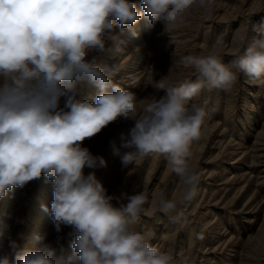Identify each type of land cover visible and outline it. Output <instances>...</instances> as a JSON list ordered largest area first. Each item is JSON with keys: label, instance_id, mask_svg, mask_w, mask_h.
I'll return each instance as SVG.
<instances>
[{"label": "clouds", "instance_id": "9594fccd", "mask_svg": "<svg viewBox=\"0 0 264 264\" xmlns=\"http://www.w3.org/2000/svg\"><path fill=\"white\" fill-rule=\"evenodd\" d=\"M214 6L215 0H141L138 10L132 0H0V199L46 177L53 200L42 210L58 232L62 224L74 230L70 256L56 257L47 244L21 252L13 240L0 264H173L169 252L134 230L147 189L115 206L95 172L84 174L85 168L105 167L106 160L82 145L118 118L132 119L119 147L110 142L113 154L124 168L151 154L163 156L183 187L178 198L162 197L158 210L170 223L187 226L182 209L196 198L200 182L190 146L200 140L208 115L193 98L204 89L230 90L240 73L264 79V17L251 25V44L228 64L217 50L222 37L206 55L183 56L180 63L196 79L168 86L161 78L154 87L163 95L148 99L142 114L136 95L113 83L115 68L99 64L98 54L109 45L119 50L117 27L122 33L146 17L149 27L162 22L168 32L193 9L208 14ZM83 81L101 90L94 100L81 98L77 84Z\"/></svg>", "mask_w": 264, "mask_h": 264}, {"label": "rangeland", "instance_id": "374dc122", "mask_svg": "<svg viewBox=\"0 0 264 264\" xmlns=\"http://www.w3.org/2000/svg\"><path fill=\"white\" fill-rule=\"evenodd\" d=\"M132 2L142 10L141 0ZM262 17L264 0H215L211 13L193 9L168 32L162 22L149 27L145 17L122 33L117 27L123 43L119 50L109 45L108 51L98 54V63L115 68L113 83L136 95L138 114H142L148 99L163 95L154 87L161 78L168 86L196 79L194 70L180 63L183 56L206 55L222 37L217 50L228 64L251 44L255 35L251 25ZM132 31L139 36L133 37ZM77 87L82 99L94 100L101 91L89 81ZM60 99L62 104L64 97ZM192 103L204 107L208 115L200 140L190 146L200 182L198 195L182 209L187 226L170 223L158 210L162 197L178 198L183 187L163 156L151 154L124 168L120 157L113 154L110 142L119 147L121 133L127 134L134 125L132 119L120 117L83 141L82 146L106 160L105 167L85 168L84 174L94 171L108 194L116 198L113 204L117 207L147 189L148 203L134 230L150 236L151 245L169 252L173 264H264V79L252 81L240 73L230 90L204 89ZM52 200V184L46 177L0 199V258L10 254L13 240L21 252L47 244L56 257L72 254L73 228L62 224L58 232L41 208L42 204L50 207ZM38 235L44 237L43 242L37 241Z\"/></svg>", "mask_w": 264, "mask_h": 264}]
</instances>
